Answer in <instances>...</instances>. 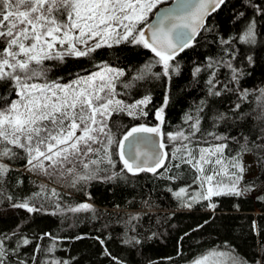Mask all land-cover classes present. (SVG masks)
<instances>
[{"label": "trees", "instance_id": "16d2710c", "mask_svg": "<svg viewBox=\"0 0 264 264\" xmlns=\"http://www.w3.org/2000/svg\"><path fill=\"white\" fill-rule=\"evenodd\" d=\"M250 22H255V42L244 43L238 37ZM157 59L150 49L122 43L97 49L89 57H66L64 63L45 62L50 69L48 78L61 83L87 75L106 63L125 71L116 84L118 99L130 104L144 96L151 97L145 107L146 116L133 118L127 113H115L108 120L117 141L133 126L159 124L155 111L164 105L167 93L169 100L164 108L160 135L167 158L156 174L132 175L123 170L118 144H113L115 166L101 165L106 170L76 188L68 186L71 176L49 177L28 171L23 152L14 160L5 158L2 162L10 170L0 180V237H9L4 241L9 249L16 248L21 237L30 240L28 245L20 244L19 250L11 255L10 264L17 260L25 264H48L51 260L67 264H189L209 249L228 252L227 246H231L233 256L248 264H257V261L264 264V192L255 198L244 193L221 195L211 201L201 200L192 208L182 207L175 191L187 187L188 195H192L202 190L199 183H193L195 169L186 164L174 167L180 161L173 159L171 153L179 147V142L169 141L167 135L181 128L187 133L185 114L196 115L197 109H201L198 113L201 131L196 134L193 147L197 143L200 146L225 143L228 146L225 155L235 156L245 143L244 137H248L249 147L264 142L261 132L264 122L253 118L259 115V106L264 104V0H225L207 18L191 46L170 61L176 71L170 70L168 77L149 76L134 81L131 88L124 87L149 62L153 64V73L162 72V65L155 63ZM197 68L199 72L195 71ZM210 80L214 87L209 84ZM210 87L213 93L220 94H210ZM245 90L247 96L242 98ZM15 98L10 83L0 82V108ZM242 113L251 115L240 119ZM222 114L227 118L218 119ZM208 133L224 139L216 141ZM247 153L255 161L256 173L243 180V186L252 189L264 182V159H261L264 149L253 148ZM77 170L82 171L79 165ZM113 173L119 175L105 179ZM170 176H179V179H168ZM41 185L45 186L48 198L42 196L32 203L36 207L43 203L46 211L28 213L11 206L40 192ZM53 189L58 197L51 195ZM57 203L62 208L88 203L92 210L53 214ZM210 203L215 208L209 207ZM132 237L140 243H124ZM53 245V251H47ZM225 259L220 257L213 264H224Z\"/></svg>", "mask_w": 264, "mask_h": 264}, {"label": "snow or ice", "instance_id": "6c2138e0", "mask_svg": "<svg viewBox=\"0 0 264 264\" xmlns=\"http://www.w3.org/2000/svg\"><path fill=\"white\" fill-rule=\"evenodd\" d=\"M161 2L162 0H0V82L10 83L16 96V99L0 108V180L10 170L9 165L2 161L5 158L14 160L23 152L28 171L49 177L71 176L68 186L76 188L78 184L96 179L100 171L106 170L101 169V165L106 163L115 166L111 151L113 144H118L123 170L132 175L140 172L156 174L157 169L164 166L167 158V153L163 151L164 143H159L160 150H157L153 147L155 142L151 136L140 134H162L164 108L169 100L167 93L164 105L155 111L159 124L152 127L145 124L133 126L117 141L108 126V120L115 113H127L133 118L146 116L148 113L145 107L150 103L151 97L144 96L130 104L118 99L116 84L125 75V71L106 63L99 65L98 71L78 75L67 84L58 79L50 80V69L45 65L46 61L64 63L66 57H89L97 49L123 43L150 49L158 58L155 63L163 67L162 72L153 73L152 62L145 64L132 81L124 84L126 89L131 88L134 81L144 80L149 76H170V70H177L170 61L178 52L191 46L198 30L204 26L205 17L219 9L225 0H178L175 9L163 15L158 14L157 23L149 27L146 23L148 14ZM146 27L148 32L145 31ZM238 39L244 43H254L255 22H250ZM195 71L199 72L200 69ZM233 74L236 79L235 69ZM209 84L214 87L211 80ZM209 92L220 94L213 93L211 87ZM241 96L246 97L247 90ZM236 108L239 109L240 104ZM200 110L197 109L196 115L185 114L187 133L181 128L167 134L169 141L179 142L172 158L178 159L180 164L174 167L186 164L195 169L193 183H199L202 190L188 195L189 189L181 187L174 192L181 206L186 208H192L201 200L211 201L213 197L221 195L239 196L243 191L250 190L246 188L242 191L238 188L246 171L241 154L251 152L253 148L264 149V142L249 147L248 137H244L245 143L240 145V151L235 156L225 157L228 147L225 143L209 144L207 147L197 143L193 147V140L201 131ZM245 115L251 114L242 113L239 118L243 119ZM226 118L223 114L218 117ZM253 118L264 122V104L259 106V115ZM261 132L264 133V128ZM207 135L213 136L216 141L224 139L213 133ZM77 165L82 171L77 170ZM116 175L119 174L113 173L105 179H112ZM222 177H228L229 183L225 184ZM167 178L179 179V176ZM40 187V192L14 202L11 206L28 213L46 211L43 203L39 207L32 203L42 196L48 198L45 186ZM51 195L58 197L59 194L53 189ZM209 207L215 208V205L210 203ZM55 208L56 212L53 214H75L92 210V205L79 203L62 208L57 203ZM43 235L50 236L49 233ZM8 238L0 237V264H10L11 255L19 250L20 244H30L29 239L21 237L17 247L9 249L4 243ZM80 238L82 237H77ZM133 242L140 243L135 237L124 241L126 244ZM100 243L103 244L104 241L100 240ZM227 247L228 252L209 249L195 257L190 264H213L214 259L220 257L226 258L224 264H248L232 255L231 246ZM53 248L54 245L47 251L51 252ZM36 250H40L39 244ZM105 254H108L107 249ZM15 264L25 262L17 260ZM48 264L67 262L51 260ZM257 264L260 262L257 261Z\"/></svg>", "mask_w": 264, "mask_h": 264}, {"label": "rangeland", "instance_id": "374dc122", "mask_svg": "<svg viewBox=\"0 0 264 264\" xmlns=\"http://www.w3.org/2000/svg\"><path fill=\"white\" fill-rule=\"evenodd\" d=\"M168 1H170V0H162L161 3L157 4L156 8L159 5L167 3ZM156 8H154L152 10V12L148 14L147 21L151 18L152 14L154 13V10ZM98 70L99 69H97L95 71H98ZM69 82H67V83H69ZM67 83H65V84H67ZM201 146L207 147L208 145H201ZM171 154H173V152ZM224 155H225V153H224ZM241 155H242V162H243V164L246 167V171L243 173V178L240 180V182L238 184V188L243 191L245 189V187L243 186V180H245L247 178H251V177H253L255 175V173H256V165H255V161H254V159H253V157L251 156L250 153L244 152ZM225 157H228V156L225 155ZM195 172H196V170H195ZM219 178L220 177H218V179ZM222 178H223L225 184L229 183L228 177H222ZM263 192H264V182L261 183L260 185L256 186V187L248 190V191H243L244 194L250 195L252 198H255L258 194H261ZM214 262L218 263L219 262V258L214 259Z\"/></svg>", "mask_w": 264, "mask_h": 264}, {"label": "water", "instance_id": "95a60500", "mask_svg": "<svg viewBox=\"0 0 264 264\" xmlns=\"http://www.w3.org/2000/svg\"><path fill=\"white\" fill-rule=\"evenodd\" d=\"M177 3H178V0H170L168 1L167 3L165 4H162V5H159L155 10H154V13L152 14L151 18L146 22L147 25L149 27L155 25L159 19V15H163L165 12L169 11V10H172V9H175L177 7ZM213 12H211L208 16L205 17V20H204V26L206 24V20L207 18L212 14ZM159 14V15H158ZM167 23V22H166ZM200 28L197 32V34L195 35V37L193 38L191 44L193 43V41L199 36V34L202 32L203 28ZM145 31L148 32V28L146 27L145 28ZM180 52L177 53V55L179 54ZM176 55V56H177ZM175 56V57H176ZM140 135H144V136H151L152 140L155 142L153 144V147H155L157 150H160L159 149V143H161V138L160 136H155L153 134H140ZM127 143H126V146H125V152H127ZM164 151V149H163ZM165 152V151H164Z\"/></svg>", "mask_w": 264, "mask_h": 264}]
</instances>
